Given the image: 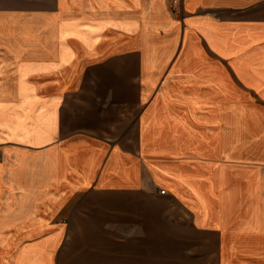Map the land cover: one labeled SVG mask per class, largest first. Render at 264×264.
<instances>
[{
    "label": "crops",
    "instance_id": "crops-1",
    "mask_svg": "<svg viewBox=\"0 0 264 264\" xmlns=\"http://www.w3.org/2000/svg\"><path fill=\"white\" fill-rule=\"evenodd\" d=\"M174 1L0 0V264H264V0Z\"/></svg>",
    "mask_w": 264,
    "mask_h": 264
},
{
    "label": "rangeland",
    "instance_id": "rangeland-1",
    "mask_svg": "<svg viewBox=\"0 0 264 264\" xmlns=\"http://www.w3.org/2000/svg\"><path fill=\"white\" fill-rule=\"evenodd\" d=\"M175 2V1H174ZM175 4V3H174ZM173 4V5H174ZM175 10V6H174ZM176 11V10H175ZM125 43V42H123ZM123 43H120L118 47H121ZM227 69L229 71V75L232 77L231 79L236 81L240 87H242V92H243V97H242V103H243V108H246V110H243L244 112L252 113L254 117L257 119V124H259L261 131H258L254 133L253 137H245L242 139L245 147H252L253 151H255L258 147V155L251 156L250 155V149L247 148V150H244V155L241 159L244 160H250L251 157H256V161L259 160L258 164L261 166H264V98L259 94L258 91L250 90L247 89L237 81L234 73L232 72V69L230 68L229 65H227ZM230 100H228L229 102ZM233 101V100H231ZM231 106V105H229ZM233 107V106H232ZM231 111V110H229ZM239 111V110H238ZM232 112V111H231ZM255 132V131H254Z\"/></svg>",
    "mask_w": 264,
    "mask_h": 264
},
{
    "label": "built area",
    "instance_id": "built-area-1",
    "mask_svg": "<svg viewBox=\"0 0 264 264\" xmlns=\"http://www.w3.org/2000/svg\"><path fill=\"white\" fill-rule=\"evenodd\" d=\"M179 0H175V3H178ZM162 194H166V191L165 190H162L161 191Z\"/></svg>",
    "mask_w": 264,
    "mask_h": 264
}]
</instances>
